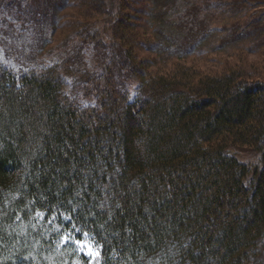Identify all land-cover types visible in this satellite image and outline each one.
Instances as JSON below:
<instances>
[{"label": "trees", "instance_id": "16d2710c", "mask_svg": "<svg viewBox=\"0 0 264 264\" xmlns=\"http://www.w3.org/2000/svg\"><path fill=\"white\" fill-rule=\"evenodd\" d=\"M195 1L0 0L46 48L0 61V264H264V12Z\"/></svg>", "mask_w": 264, "mask_h": 264}, {"label": "rangeland", "instance_id": "374dc122", "mask_svg": "<svg viewBox=\"0 0 264 264\" xmlns=\"http://www.w3.org/2000/svg\"><path fill=\"white\" fill-rule=\"evenodd\" d=\"M237 3L240 5L246 6L245 10L246 13L249 15L251 13V16L254 14H263L264 12V0H235ZM197 5L202 6L201 7V12L202 16L207 18L206 16H212L213 20L211 23H223L229 25L232 20L236 18V16H232L233 11H224L222 12L221 10H215L213 7H204V2L205 0H197L195 1ZM242 3V4H241ZM0 20L2 18H6L9 23H12L15 25L17 31H13V33H10L9 36H7V32L3 33V35L0 34L2 39H0V61L7 66L10 67H20L22 65L27 64L29 61L31 62H36L39 59H43L44 53L46 51V48L38 49L39 47V42L37 39H34L35 36L37 35V28L32 26L33 24V19L32 21H27L26 26L24 25L23 21L21 18L17 16L16 13V8L12 9H2L0 11ZM239 16L240 20L242 23L247 22L249 26L252 24V21L250 20L251 18L249 16ZM263 19L262 21L264 22V15H262ZM250 18V19H249ZM248 20V21H247ZM1 27V26H0ZM5 27V26H4ZM23 27V28H22ZM26 27V28H25ZM8 29V27H5ZM67 28H62L57 34V41L61 42L63 37L65 36L63 33L67 32ZM6 41V42H5ZM6 43V44H5ZM93 49L89 46L85 49V59L86 63L88 64L89 67L93 66L94 64V56H93ZM238 53V52H236ZM249 59H251V63L257 64L255 66L260 69V73H264V44H262L261 47L258 48L255 53L252 54H246ZM214 57H217L221 59V62L219 64H215L217 67H222L224 63L229 60V61H234L238 59L239 55H229L227 53H222V52H217L215 53ZM194 63H196L200 67H204L208 65V62L204 59H199V60H193ZM210 63V62H209ZM132 88V97H136L138 90L140 88V83L139 82H133L131 84ZM64 242L68 241H73L76 245V249L80 253H84L91 264H99V252L98 248L95 245L94 241L86 234L83 239L79 240H72V237L69 234H65L64 236ZM76 264H83L82 260L80 258L76 259Z\"/></svg>", "mask_w": 264, "mask_h": 264}]
</instances>
